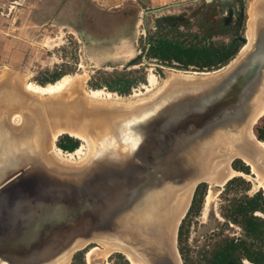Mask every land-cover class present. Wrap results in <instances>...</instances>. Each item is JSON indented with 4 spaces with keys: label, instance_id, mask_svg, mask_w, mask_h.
I'll list each match as a JSON object with an SVG mask.
<instances>
[{
    "label": "water",
    "instance_id": "obj_1",
    "mask_svg": "<svg viewBox=\"0 0 264 264\" xmlns=\"http://www.w3.org/2000/svg\"><path fill=\"white\" fill-rule=\"evenodd\" d=\"M258 8L248 48L224 70L176 80L138 106L99 108V121L87 122L90 158L79 166L45 151L51 106L21 89L2 94L0 264H60L95 240L140 264H182L177 227L196 185L237 156L264 174L247 132L264 90V4ZM12 106H21L19 126Z\"/></svg>",
    "mask_w": 264,
    "mask_h": 264
},
{
    "label": "rangeland",
    "instance_id": "obj_2",
    "mask_svg": "<svg viewBox=\"0 0 264 264\" xmlns=\"http://www.w3.org/2000/svg\"><path fill=\"white\" fill-rule=\"evenodd\" d=\"M257 1L0 0V81L14 78L26 92L40 99L68 97L78 90L89 104H108L113 100L130 102L125 105L138 103L154 96L173 78L212 74L225 67L251 38ZM160 40L202 48L226 46L232 53L209 67H182L152 55V48ZM64 76L69 78L67 83L78 82L70 89L60 82L64 86L53 95L28 90L27 86H45ZM123 81L129 82L128 93L109 89L122 87ZM95 91L97 96H93ZM251 131L264 142V138L257 137L264 131V114L258 115ZM49 135L48 155L63 164L53 155L54 149L61 150L56 143L62 134ZM77 140V147L82 144V149L79 162H67L71 166L83 164L91 152V146ZM230 166L243 175L225 177L219 184L201 182L194 189L192 205L181 218L176 233L175 245L182 264L193 260L192 264H203V254L223 236L248 241L256 237L255 233L248 235L239 220L233 222L222 215L231 202L245 200L258 190L264 195L240 158H234ZM252 215L264 220L258 211ZM67 263L131 264L122 252L102 242L88 243L75 251ZM241 263L252 264L245 259Z\"/></svg>",
    "mask_w": 264,
    "mask_h": 264
},
{
    "label": "bare ground",
    "instance_id": "obj_3",
    "mask_svg": "<svg viewBox=\"0 0 264 264\" xmlns=\"http://www.w3.org/2000/svg\"><path fill=\"white\" fill-rule=\"evenodd\" d=\"M262 3L264 4V0H258L256 2V4H255L254 8H253V16H252L251 31H250L251 32V37H252L253 20H254V17L256 15L258 9H259L258 7H260ZM246 34H247V31H246ZM250 42H251V38H250V40H246L245 43H246L247 46H245L244 48L240 49L238 51L237 55L225 67L221 68L217 72H220L221 70H224V68H226L228 65L232 64L234 62V60H236V58H238L241 54H243V52L248 48ZM217 72H213V73H217ZM213 73L212 74H207V75L206 74H201V76L202 77L209 76V75H213ZM191 75L192 74H190V73L188 74V76H191ZM199 75H200V73H194V75H192V77H176V78H173L169 82H167V84L163 88H165L166 86L167 87L170 86L176 80H179V79L180 80L181 79H192V78L198 77ZM67 78H68L67 76H64L61 80L56 81L55 83H52V84L50 83V84L45 85V86H36V85H34V86H30V87L27 86V87L29 88L28 90L30 92H32V93L53 95V94L61 91V87H63L64 85L67 86V88L70 89L72 86H74L78 82L77 80H73L72 82H70V83L68 82L67 83L66 82ZM60 82L64 83V85L63 84H59ZM15 88L18 89V90L21 89L22 91H24L27 94V96L33 97V98L37 99L38 101H41L42 102V103H40L41 106H43V105L51 106V107H49V110L45 112V116H50L51 115L53 117L52 119H54V120H52V122H54V124L52 125L51 128H49V134L50 133H54V137H55V135L58 136L59 134H63V132H65V134L68 133V134H70L71 137H74L76 139L82 140L83 144L85 143V145H87V147L91 146V152H92V140L89 139V135H90L89 130H91V129H87V124H89L87 122H89V121L91 122V121H95V120L99 121L98 118L100 116L99 114H100V111H101V109H99V108H102V109L109 108L110 109L112 107L119 108V107H123V106H133V105L138 106L139 103H143V102H146V101L154 98L152 96L151 98L146 99V101L143 100L141 102L134 103V104H131V105H125L126 102H127V104H130V102L127 101V100L108 101V104H89L88 101L85 100V98L83 96V93L81 91L77 90L75 93H72L68 97L64 96V97H59V98L40 99V98H38L36 96H33V95L29 94L28 92H26L23 89V86L20 85V83L18 84L17 81L14 78H5L2 81H0V96L2 94H8V93L10 94L11 92H13L15 90ZM161 90H159L156 94L161 92ZM97 95H98V92L95 91L93 93V96H97ZM89 98H92V97L90 96ZM90 101H95V100H90ZM20 107L19 106H16V107L12 106V108L14 110L9 114V119L16 126L17 125L19 126V124L21 122V116H20V113H19ZM259 114H264V90L261 91L258 94V96H257L255 110H254L253 114L250 117L249 127H248V130H247V132H249V136H250L249 139H251V141L261 150V152L264 155V142L261 141V140H258L254 136L252 131H251V125L258 118ZM46 142H45V151H46V153L48 155L49 153L47 151ZM81 146H82V144H81ZM81 146L77 147L73 151L66 152L65 154L59 149H54L53 150V155L55 156V158H57L58 160L63 162V164L61 162H58V163H60V164H62L64 166H68V167H75V166H71L72 164L68 165L67 162H72L73 163V162H77V160L79 162V159H77V157H79L78 155L80 154V151L82 149ZM123 150H125V149L123 148ZM71 152H72V154L77 155V156L76 157H71V155H72ZM91 152H90V155H91ZM83 155H86V154L83 153L82 157H83ZM90 155L87 158V160L90 158ZM82 157L80 155V158H82ZM237 157L240 158L245 163V165H247L250 168L249 170L254 175L253 182H255V184L258 187H260L262 189L263 193H264V174L261 171H259L257 166L255 164H253L252 162H250L247 158L241 157V156H237ZM51 160H53V159H51ZM64 162H66V163L64 164ZM233 175H243V173L241 171H237V170L233 169L230 166V163H229V165L225 164V165L222 166V172L221 173H219V174H217L215 176H208V177L204 178L203 182L210 183V185L211 184L212 185L213 184H217V183L219 184L221 182V180H223L225 177H230V176H233ZM246 176H248V175H246ZM214 188H219V186L214 185ZM92 242H96V243L97 242H102L105 245H107L109 248H112L113 250H117V251L122 252L125 255V257L131 262V264H140V262L138 260H135L123 248H121L120 246H114V244L112 242H105L104 240H95V241H92ZM87 244H88V242L85 243V245H87ZM68 260L69 259L67 258L63 262H61L60 264H65L66 262H68Z\"/></svg>",
    "mask_w": 264,
    "mask_h": 264
},
{
    "label": "trees",
    "instance_id": "obj_4",
    "mask_svg": "<svg viewBox=\"0 0 264 264\" xmlns=\"http://www.w3.org/2000/svg\"><path fill=\"white\" fill-rule=\"evenodd\" d=\"M152 49H154L152 55L162 61H167L168 63L175 61L182 67L192 65L197 68L215 65L225 60L232 53L229 47L226 48V46L202 48L196 46H181L175 42L162 40L158 41ZM128 84L129 82H125L122 87L119 86L118 88H115L116 86H109V89H114L120 94H126L128 93ZM61 136L56 143L58 148L65 151H72L77 147V139L66 134H62ZM257 137L264 138V131L259 132ZM192 201L193 198H191L187 211L190 209ZM253 211H258L264 215V195L261 194L260 190L245 200L231 202L226 213L222 215L233 222L239 220L240 223L242 222L245 232L248 235L255 233L256 237L250 241L245 238L235 239L227 236L219 238L203 254V264H242V259L252 264H264V220L260 216L252 215ZM237 216L240 218L238 219ZM193 262L190 261L189 264ZM183 264L187 263L183 262ZM196 264H199V261Z\"/></svg>",
    "mask_w": 264,
    "mask_h": 264
}]
</instances>
